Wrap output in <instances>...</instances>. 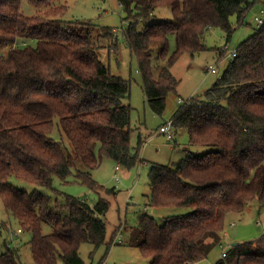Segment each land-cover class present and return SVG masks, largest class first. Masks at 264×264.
Returning a JSON list of instances; mask_svg holds the SVG:
<instances>
[{
  "label": "trees",
  "instance_id": "obj_1",
  "mask_svg": "<svg viewBox=\"0 0 264 264\" xmlns=\"http://www.w3.org/2000/svg\"><path fill=\"white\" fill-rule=\"evenodd\" d=\"M24 0H0V198L5 210L30 234L36 264H86L83 243L95 249L106 242L105 198L90 205L65 194L55 180L86 185L95 193L116 195L91 175L102 157L126 168L137 166L144 143L131 144V83L111 72L100 58L115 51V30L90 21L65 22L62 3L28 0L47 6L45 16H28ZM127 21V46L135 56L144 96L156 115H163L166 96L179 80L171 68L184 53L208 50L206 33L220 27L229 41L235 28L264 0H118ZM160 7L173 20L147 22ZM247 25V24H246ZM254 28L236 48L235 57L205 96L191 97L172 117L174 132L189 136L186 155L172 164L152 163L147 208H185L186 214L160 220L139 216L135 246L148 264H195L220 244L228 213H243L257 200L264 209V25ZM170 36L176 49L170 53ZM107 41V44L105 42ZM226 53H221L224 58ZM164 61L165 65L157 64ZM180 102V101H179ZM56 125L68 142L52 136ZM193 147L210 148L202 155ZM80 165L85 168L82 170ZM16 177L39 188L14 185ZM50 232L44 233L43 226ZM111 245L121 242L116 239ZM122 235V234H121ZM133 236V234H132ZM0 264H23L19 246L4 243ZM109 247V246H108ZM215 264H264V233L228 246Z\"/></svg>",
  "mask_w": 264,
  "mask_h": 264
},
{
  "label": "rangeland",
  "instance_id": "obj_2",
  "mask_svg": "<svg viewBox=\"0 0 264 264\" xmlns=\"http://www.w3.org/2000/svg\"><path fill=\"white\" fill-rule=\"evenodd\" d=\"M54 6L65 3L67 11L57 16L65 22L76 20L90 21L95 25L102 27H111L115 32V38L118 48L115 51L104 47L100 51V58L106 63L112 73L122 76L130 81L131 90L126 102L131 105V144L137 145L139 134L144 143L141 147L140 157L143 160L137 166L126 168L116 163L113 159L102 157L101 165L95 170H91V175L106 189H115L116 195L104 191L95 193L86 185L70 181L69 183L55 180V187L65 194L80 197L86 200L90 205L98 202L103 197L110 203V208L106 214L107 235L106 242L95 249L90 243H83L80 246V257L86 264H148L149 259L144 257L135 246V236L133 228L138 225L139 216L147 211L149 215L157 218L169 215L186 214L189 210L185 208H147L148 197L151 194L149 187V170L152 163H161L164 165L172 164L186 155V148L189 147V136L185 129H179L175 133V138L169 141L158 129L170 121L175 112L187 102L191 97L206 98V92L213 87L216 81L223 75L231 58H221L222 47L227 44L230 51L235 50L243 41H246L254 32L256 27L254 16L258 7H254L248 13L245 25L238 26L236 17L230 18L232 26L235 28L230 40L220 27L211 28L205 36L208 50L201 51L191 55L182 54L172 66L173 75L179 80L175 92H170L166 96V109L163 115H156L150 108L144 96L142 89V80L137 70V60L127 46L124 31L127 27L125 21L126 14L119 4L118 0H66L65 2L54 1ZM47 6H37L24 0L22 11L28 16H45ZM162 20H173L171 9L160 7L154 11V15L147 22L156 23ZM170 53L176 49L174 36H170ZM107 44V41L105 42ZM219 63L217 72L209 73L207 71L210 65ZM160 68L165 65L164 61L157 64ZM182 99L183 102H179ZM52 136L57 140L68 142L67 138L62 137L58 126L56 125ZM69 143V142H68ZM210 148L193 147L191 152L195 155H202ZM116 166L120 167L118 171L119 181L115 179ZM82 170H85L81 165ZM10 181L17 187L33 191L39 188L41 191L51 194L46 187H39L30 184L16 177L10 178ZM20 225L5 210L0 198V248L5 249L4 243H9L12 232H16ZM44 233L50 232L49 225L43 226ZM116 231L121 235V242L111 245ZM264 233V209L257 200L249 202L243 213L230 212L225 219V227L220 244L212 249L208 257L195 264H215L221 259L223 247H228L234 243H244L260 238ZM133 234V236H132ZM13 238L12 246H19L23 264H36L30 250V234L23 232ZM109 246V247H108ZM58 264H66L59 260Z\"/></svg>",
  "mask_w": 264,
  "mask_h": 264
},
{
  "label": "built area",
  "instance_id": "obj_3",
  "mask_svg": "<svg viewBox=\"0 0 264 264\" xmlns=\"http://www.w3.org/2000/svg\"><path fill=\"white\" fill-rule=\"evenodd\" d=\"M254 21H255V24L258 26V27H261L262 25H264V4L261 5L256 13V15L254 16ZM230 51V48L227 44H224V46L222 47V52L226 53L225 57H228V58H231L233 59L237 53L236 49L229 52ZM219 67V63H217L216 65H210L207 69V71L209 73H215L217 72V69ZM179 101L182 103L183 100L182 99H179ZM159 132L161 134H163L169 141H172L174 139V128H173V123H172V120L168 121L167 123H165L164 125H162L160 128H159ZM120 170V167L119 166H116V172H115V179L117 181H119V176H118V171ZM23 233V230L21 228H19L16 232H12V237H16L18 236L19 234ZM11 237V240L9 241L10 244L13 243V238ZM120 237H121V234L118 233L116 235V239L118 241H120ZM16 246V245H14ZM227 248L228 247H223V252L221 254V258L225 257L226 256V251H227Z\"/></svg>",
  "mask_w": 264,
  "mask_h": 264
},
{
  "label": "crops",
  "instance_id": "obj_4",
  "mask_svg": "<svg viewBox=\"0 0 264 264\" xmlns=\"http://www.w3.org/2000/svg\"><path fill=\"white\" fill-rule=\"evenodd\" d=\"M125 103H127V102L125 101ZM158 132H159V129H158ZM159 133H160V132H159ZM175 133H176V132H174V138H175ZM173 140H174V139H173ZM188 145H189V143H188ZM186 149H187V148H186Z\"/></svg>",
  "mask_w": 264,
  "mask_h": 264
}]
</instances>
